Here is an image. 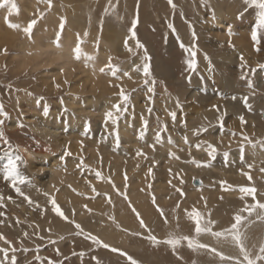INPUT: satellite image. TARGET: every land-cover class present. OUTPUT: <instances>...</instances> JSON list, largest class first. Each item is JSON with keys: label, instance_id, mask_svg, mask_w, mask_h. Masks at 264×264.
Masks as SVG:
<instances>
[{"label": "rangeland", "instance_id": "1", "mask_svg": "<svg viewBox=\"0 0 264 264\" xmlns=\"http://www.w3.org/2000/svg\"><path fill=\"white\" fill-rule=\"evenodd\" d=\"M146 1L148 2V0ZM200 1H199L201 6L200 9L202 11V14L204 13L203 14L204 16L206 15L213 17L214 15V17H217V14L219 13L213 9V6L208 4L207 0H200ZM224 1L225 4H229L230 2H233L232 0H224ZM237 1L239 2V4L235 6L234 12L235 11L236 12L234 13L232 19H229L233 27V28L231 27L230 29L231 34H229V32L222 33L219 36L226 35V37L224 38L217 37V35L215 34L213 21L206 20L203 17L202 18L199 17L200 21L198 22L200 24L196 28L198 33H196L195 41H193L192 34L190 36H182L176 30L174 19L176 18V14L178 12L174 11L173 13L170 11V8H172V6L168 3V0H150L149 8L147 7L148 5L145 3L146 9L144 11V17L142 20L138 16H140V9L142 7L143 0L142 1L134 0V5L132 6L129 5L128 2L125 3L123 0H72L71 3H66L67 1L65 0H52L51 8H49L48 5L45 7H41L39 4H37L33 12L28 13V15H26V13L23 14L22 13L23 10H21L22 3L25 1L13 0V2L16 3L17 5V11L14 13H9L8 6L0 7V10L2 8L3 9L5 8L6 11L4 12L5 13L4 16L5 17L8 16L10 23H12L14 20H19V19L21 23V25L19 23V25L21 26L20 29H15V28L10 29L11 27L10 28L7 27L8 23H6L5 21H2L1 23L0 20V27L7 25L6 27H1V29L3 31L6 28L10 30L9 32L6 30L7 32L4 33L7 34H5L3 37L2 36L0 37L1 38L0 46L3 45L0 47V104L3 105L5 112L8 113L7 117H3L4 124L2 127H0V131H3L4 136L8 140V143H4L3 140L0 139V167H2L3 164L7 162V153L9 150V145H11L14 154L21 155V153H23L22 150L23 147L28 149L32 154L31 157H27L30 158L31 160L24 159L25 163L19 165L21 173L27 176L31 180V184L26 183L24 185H20V188L24 192V194L30 197L31 203L28 200H25L23 196H20L12 187L11 181L5 180L3 178L2 172H0V197H2V200H0V213H3V215L0 216V234H3L6 240L11 242L12 248L16 249L15 251L16 253L14 254L17 257V264H37V263L49 264V261H52L53 264H80V263L97 264V260H99L100 264L101 262L103 264H111L108 261V257L105 258L106 254L103 252L107 250V248L104 249V247L101 244H95L92 242L91 239L90 240L87 239V241L84 240V242L81 245L78 244L75 246V241H74L75 238H80V240H83V237H88V234H91L89 229L86 228V224L88 220H90L91 218V212L87 211L85 212L84 215L78 216V214L75 213L76 210L74 209V207L71 208L69 207L71 206L70 202H68L69 204L68 205L66 204L67 201H61L57 199L56 194L47 193L45 189L46 184H44V178H45L44 174L35 171L39 158L46 161L49 159L50 156L53 157V155L59 154L61 157H63V159H61L60 157V162L65 166V169H68L67 168L68 163L72 164V166L69 168V171L71 172L72 176L81 177V179H85V181L88 183H90L92 179L95 183L97 182L100 183L102 182V180L105 182L111 181L109 182L111 183L109 189L108 186H106L105 191H102V189L100 188H96V195L103 193L110 194V192L114 191L115 195L119 197L123 201V203H125L126 208L129 211H131V213L134 214V216H136V219H137L136 213H139L140 218H142L144 221L145 218L140 214L141 212H138L139 208L136 205H133V203L129 199L128 186L130 185L127 184L128 187L127 189V187H125V182H124L123 188L122 189L118 188V186L114 181L113 174L110 173L112 171L111 170L112 160H113L112 157L115 156L121 157L122 159L120 160L121 161L120 164L122 165V168L120 170L122 171L121 175H123V177H125V174L127 175V177L129 176L128 171L126 169L127 166H129L130 168L135 170L134 173L143 171L141 173L145 174L146 177L150 178L149 180L146 181L148 183V187L149 185H151V189H149L148 195L149 192L151 191L152 192L151 195L146 196L144 198L146 199V201H150L152 203L153 196L155 197L156 200L157 195L155 193H158L159 197L161 196L160 192L155 191L154 186H156V184L159 183L161 179H163L162 183L165 185L163 186V188L165 189L162 191V193L165 192L167 194H170L171 197L168 200L169 203L167 202L165 203V205H163L162 203H158L156 200L157 203L156 208L162 209L165 215L167 214L166 217L165 215L161 216V214L157 210L158 215L162 218V220L163 221L167 220L169 216L170 217L173 216V218L174 217L176 218V216L178 215L180 219H178V217L175 219L173 223L174 228L171 229L173 231H178L177 233L178 235H189V236H194L196 240L201 239L200 241L198 240L200 244H206L207 246L210 245V247L212 244L216 245L215 243L212 242V240H215V238H213V236L210 233H206L207 236L206 234L201 233L197 237L195 234V223H193L192 227L189 228L190 230L189 231L185 227L183 229L182 223L180 222L181 220H184V217L186 218V216L185 214L183 215L182 211L181 213L178 211L177 204H180V201H182L183 198L186 197L185 188L194 187L195 185L199 186L202 184H205V186L209 188H211V186L212 188H214L216 185H219L220 187L221 186L220 182L225 181L226 183L224 185V188H226V186L228 187V185H231V187H234L236 189L240 188L241 186L255 187L257 190V195H256L257 200L264 202V198L262 200V197H264L263 196L264 172L261 171V168H264V162L263 161L257 162L255 160H251V159L249 160L246 158L247 144H245V152H244V158L246 159L243 158V160H241V155L238 149V144L242 140L241 134L247 135L249 139H251L254 142L264 141V132L262 133V131H260V135L257 134L255 132L256 128H253V124H251L252 122L248 120L249 118L245 116V112L247 114L251 113L252 108L254 110L257 107V110H259L260 108L264 107V70L257 68L256 72L254 73L251 72V68H255L257 64H264V31H258V36L261 42L260 44L255 45L254 47L255 42L252 41L251 39V32L253 29L256 28L257 9L255 8V6H249L245 3H242V0H237ZM187 2L188 4H191V2H198V0H187ZM54 3L56 4L58 3L59 5L58 10L61 13H64L65 9L71 8L72 6L71 4L76 5V7H78L79 9V11L76 12V14L79 15L76 16L75 18L76 20H80V23L85 25V30L88 32L87 38L90 37L91 39L94 40V42L97 37H99L101 41L102 33H103L102 23H104L108 18H110V16L113 21L112 22L113 24L117 25L119 29L123 28L124 30H126V34L130 40L132 39L131 36H129L128 29L131 27L132 19L137 18L138 23L141 24V26L140 24H137L136 26V37L139 40V42L144 45V49L147 50L148 55L151 57L150 60L151 73H152V77L156 81V84L154 86V92L152 93L148 92V87L151 86V83L145 85L143 83V80L145 78L143 77L141 72H137L134 70L137 65L142 66L143 63L142 56L144 53V49L135 48L136 42L132 40V43L130 42V47H132L133 50L136 52L135 56L131 55L127 50H121L120 47L121 46L124 47V43L121 42L120 44V39L114 36L115 34L112 32V30H107L108 31L107 34H109L108 37L109 40L115 42L116 44L115 46H117L116 54L115 53L114 54L118 59H114L113 63L119 64L120 69H123V67H128V65L132 63L133 60L136 61V63H133V66L130 67L131 69H133L130 71L133 74L129 72L130 75L132 76V77L130 76L131 77L130 79L128 78L129 79L128 81L130 83H127V81L122 78L111 79L110 80L111 82L114 81L112 82V84L114 85L113 88L116 87L117 90L114 91L110 89L106 91L107 94L105 96L104 101L107 99L108 101L114 102L113 104L119 101L118 94L120 91V87H122L125 90L126 94L129 95L127 111L124 112L123 115L119 117V119L117 120V125L113 126L110 120L107 122L105 121V115L109 110H111V108L109 109L107 107L109 110L107 108L101 111L98 110L99 100L95 99V97L93 96H90L91 95L90 91H86V88L88 87L86 86V82H85L86 78L84 75L80 77L78 70L75 69L72 72L71 76L73 77L67 79L69 83L65 84L64 81L66 80V78H61V77L54 78L52 82L44 81L43 75L41 74L43 72L41 70H43L44 68L39 70L37 69L35 71H30L28 68L21 69L17 65L14 54H17L18 50L16 51L15 49H17L18 46L16 48L14 44L15 43L21 44L22 42L24 44L30 45L33 41L32 40L33 37L29 38L22 31V28L25 27L30 20L36 19L37 23L34 25L32 29V33H35L37 28L44 22L49 11L53 10V7L55 5ZM109 3L115 5L119 9L118 11H116V9H112L111 10L112 13L114 11L118 16L124 18V20L120 21L118 16H114L113 14H111V12L105 14V8L109 5ZM173 3H176V1H173ZM175 9H178L177 6H175ZM245 9H247V11H245ZM40 13H43V15L41 16ZM20 15L22 17H20ZM24 17L27 19L24 20ZM61 17L65 18L66 21L65 15L60 16V18ZM60 18L55 27L56 28V31H54L55 33L60 30L59 28ZM188 18L192 19V17L189 14H188ZM209 21H210V24H208L209 30H206L205 27L207 26L205 25ZM185 22H189L190 24V22L192 21L188 20ZM66 24L67 21L65 22L64 28ZM169 24L173 25V28H169L168 27ZM12 30L15 31L12 32ZM142 30L145 31V33ZM3 31L1 32L3 33ZM92 31L94 33L93 36H92ZM172 31H174L176 35H174L175 37L173 36L172 38L169 39L167 34L169 35V33H171ZM17 32H20V34ZM54 32H51L50 36L53 35ZM146 33H148L149 35ZM239 33L241 36L242 34L247 36L249 42L252 43V47H253L252 49L255 50L254 54L260 57V58L257 57L258 60L254 59L251 62L246 61L248 65L247 69H242L240 67L241 64L240 57L241 55L245 57V54L241 49L239 53H236L237 55L231 54V52H234L233 49L240 47L236 43V41H238L236 37L239 35ZM9 37L12 39L9 40ZM243 38L245 37H242V39ZM3 39L7 41L5 42ZM181 43L184 45L183 48L181 47ZM185 48L193 49V51H195L196 53L195 71H191L188 69L187 60L191 59L192 57L190 52L185 51ZM256 48H259L260 50L257 51ZM5 49L7 50L6 52L4 51ZM244 51L246 52V50ZM205 56H207V59H205ZM233 57H234V61L232 60ZM209 59L212 61L214 60V64H215L214 67L215 73L213 72L212 74L209 73L206 68L207 67L206 64L209 61ZM226 59H229L231 63H228L229 61L228 62L225 61ZM219 70H221V73L219 72ZM246 71H247V77L245 79H241V76L244 75ZM189 76H190V80L188 79ZM78 77H80L79 80H77ZM226 78L229 79L226 80ZM248 80L252 81L253 87L251 89L248 87ZM79 82H81L80 84L84 83L83 89L80 85H78ZM56 84L60 85L59 89L56 87ZM117 85H119V87H117ZM231 87L234 88V90ZM85 95L90 96V99L86 100ZM245 96L248 97L247 106L245 104V101L243 100V97ZM41 97L43 98V100H40ZM69 97H72L74 100L79 102V104H77L78 107L77 106L74 107L79 108L81 114L77 115L75 112L71 110L69 105H67L66 101L67 100L69 101ZM233 97H235V99H233ZM38 100H40V103H37ZM177 101H179L180 107H177ZM233 102L235 103L238 102L239 104H241V106L242 105L244 106V107L242 106L243 112L241 114L237 113L238 117L235 114L236 112L234 113V110L236 109V105L233 104ZM228 103L229 105H227ZM205 104L208 106L207 109H203L204 106H206ZM44 105H47L49 109V114L47 116L43 115ZM213 105H216L217 108L220 110L217 111L215 108H213ZM93 106L95 107L93 108ZM163 107L169 108L168 109L169 112L167 114H163L164 113L162 110ZM149 109H151V111H149ZM171 112L176 113L175 120H173L172 117L169 115V113ZM202 113L204 115H202ZM218 113L219 115L226 113L223 116V128L220 127V123L217 119L219 115L217 117L215 116L216 119L215 118L212 119L211 120L212 122L208 120L206 121V119H208V117L206 116L212 114L216 115ZM127 114L128 117L126 118L125 115ZM200 115L204 116L205 119L204 121L199 119ZM263 115H264L263 111L261 113H258V117H256L257 124H264ZM241 116H243L245 121L243 125L241 124L240 121ZM77 117H80L82 120L86 121V125H84L83 129L77 130L75 132L74 135L76 136L77 140L76 139L74 140L73 138L72 139L70 138L73 136L72 133L74 132L73 131L69 132L68 130L69 128L67 126L69 121L74 122ZM45 119H48L49 121L59 120L58 123L59 124L61 123L63 129L62 134L58 136L59 138L57 137V135L56 137H49V136L46 137V134L44 133V129L40 128L41 123ZM100 120L103 121L104 126H101L99 124ZM144 120L148 121L146 128L143 124ZM12 121H14L16 124L10 126ZM197 123L198 125H195ZM205 123H207L208 125H205ZM21 124L23 125V127L20 126ZM97 126H99L100 128L97 129ZM122 126H124L126 129L122 130ZM202 127L206 128L207 131L210 129L211 133L213 131L214 132L219 131L220 133L223 132L224 134L226 133L225 134L226 138H224V140L222 141L223 143H225V145L222 144V146L220 145L218 146L217 144L219 150L217 152L216 158L212 161V164L210 166L212 167V165L215 164L214 165L216 166L215 168L210 169V167H203V166L198 167L196 164L192 163L193 160L206 161L208 157L204 151H200L201 154L196 155L195 152L192 153L189 152V150H185L186 153L185 152L181 153L180 150H184V149H179V148L174 149L175 148L174 146L173 148H168V149L162 148V140L164 139L169 140L167 138H171L172 140V137H174L176 133L182 134L184 139L185 137H187L188 142L193 141L195 146L196 144L200 143L201 140L208 141L204 137L207 131L206 132L198 131V129ZM113 128H115V131H113ZM124 131L127 132L125 133ZM150 131L154 133L153 136L155 137H156V133L158 131L160 132V136H161L160 143L154 141L156 139H153V136L149 135ZM117 133L119 136L118 146L116 144ZM232 133H236V135L233 136ZM141 136L143 138H141ZM53 138L58 140L55 141ZM228 138H230L232 141L230 139H229L230 142L227 141ZM60 140L61 143L63 142V144H61L62 146H60ZM151 140L154 142H152ZM230 143H231L230 155L228 162L225 163L222 152L226 149H229ZM72 144L75 145L74 150L70 149V146ZM259 145L260 144L257 143L256 147L264 151V149H262L261 146ZM107 151L110 152L111 154L108 155L109 153ZM137 151H141L144 155L137 156ZM170 151L175 155L170 156L169 155ZM232 151L238 153L239 162H237V164L233 163L234 161H230L232 160L230 159ZM65 152L69 154L65 155ZM112 154L115 156H112ZM108 156H110L112 160ZM96 157H98V159H96ZM130 157H135L136 161L133 163H129L130 160L128 158ZM176 157H179V159H176ZM93 158H95L96 161L93 160L92 162H90L91 159ZM103 159L105 160V162H108L107 173L104 172V170L102 169ZM69 160L71 161L68 162ZM81 160H83V164H81ZM245 160H247L246 163ZM96 162H99V165H97ZM243 163L245 164L243 165ZM77 165H81V166L77 167ZM114 165L115 168L119 167L118 163ZM222 165L227 167V169L231 167L230 170H234L236 168L238 173L240 174L247 172L249 176H251V181L249 180L248 176H244V175L240 176L242 180L235 179L234 182L230 181V179L228 178H225L227 177L225 175L224 177H222L219 169L217 168L218 166H222ZM248 165H254V166L252 168H249ZM192 167L194 168L193 170H191ZM149 168H152L151 175L148 174ZM96 172L101 173V178L99 179L97 178ZM209 173L211 174L209 175ZM260 174L262 175L259 176ZM208 176H211L209 180H206V182L203 181V179L204 180L205 178L207 179ZM260 177H262V179ZM257 178L258 180H256ZM169 181H171V183H169ZM181 181H183V183H181ZM113 185H115V188L113 187ZM56 188L57 190H59L61 188V185H58ZM176 188H180L185 195L181 196L178 192H176L175 190ZM125 192L128 197L127 200H125L123 195H121V193H125ZM46 193L47 195H45ZM204 194H201L200 192L201 195V196L199 195L200 199L201 197L204 196ZM242 196L243 194L241 193L240 197H238L236 201L239 206L237 205L232 207L233 214L235 213V210L238 212L241 208H243L245 204L254 203L252 198L248 196H244L242 200L241 199ZM9 197H11V199H9ZM53 198L56 200L57 204L61 207V210L64 212L65 216L68 217V220H64L52 210V204L50 203V200ZM148 198L149 200H147ZM129 201L133 205V207L131 206L132 208L129 206ZM64 202L66 203L64 204ZM194 205L195 204H191L188 208L192 209L193 207L196 208L198 206V205L195 206ZM227 205H228L227 207L230 208L231 205L230 204ZM133 208H135V212H133L132 210ZM211 208L212 207L203 208L202 206H199V208L197 207L196 209L199 211L201 210L200 212L205 220H208L209 218L211 220L216 221V219L212 216ZM173 209L175 210L173 211ZM190 209H188V211H191ZM167 210L168 213H166ZM175 211L177 212V214ZM170 212L172 215L170 214ZM105 213L110 214L109 210L107 209H105ZM241 214L245 216L248 215L247 213H241ZM110 217L114 218L113 214H110ZM59 219L62 222L64 221L65 225H68L65 226V228L67 229H65L64 227H60ZM177 220L178 223L181 224H177ZM72 221H75V223L80 224L83 231L80 232L79 229H76ZM112 221L115 223L114 219H112ZM230 222L233 223L234 219H232V221H229V224L227 223L226 225H224L223 229L230 227L231 225ZM144 223L147 227L142 228L139 221L138 228H135L134 230L133 229L128 230L131 236L132 237L141 236L142 239L143 240L145 239L146 243L149 242L153 248H157L161 245H165L163 243L153 244L147 237L149 234H151L156 236L159 240L163 241L164 239L167 238L168 234L166 233L167 235L165 234L161 235L160 233H158L155 230L156 227L154 225L155 222L151 223L150 226H148L149 224H147L145 221ZM215 225L217 224L212 225L213 231L216 230ZM94 228H96V226ZM150 228L152 229L154 228L153 231ZM171 229L168 231V233L172 231ZM244 229L245 227H242L241 230L244 231ZM57 231L59 233H57ZM78 232H80V234H77ZM25 233H27L26 236ZM52 233L53 234L57 233V234H55V236H52V238L49 239L47 235ZM133 233H139V235H133ZM98 234L101 235L100 233ZM94 235L99 238L98 235L96 234ZM36 236L40 239L36 240L37 238ZM210 236H212V240H210L211 242L210 241L207 242L210 239ZM61 237H63V239L65 238L64 239L65 244H67L69 241L73 243L70 246H66L67 250L65 253L64 252L58 253L57 250L48 251L45 248L47 245L52 244L51 243L52 241L63 240L61 239ZM30 239H33V241H31ZM99 239L102 240L101 238ZM2 241L5 243L4 240H1L0 248H2L1 247ZM262 241H264V234ZM21 244L27 245L29 247V250L36 252L35 256H31L30 258L29 257L27 258L26 255L24 254V251H21L23 247ZM178 247H183L187 249V251H189L190 256L188 254L186 255L187 257L185 256V259L187 261L189 260L188 262L186 261L187 264L201 263V261L198 259L199 257L197 258L198 259L197 261L195 259L196 257H194L193 255L197 249L189 248L187 241H181ZM211 249L214 248L212 247L209 250L207 249L208 253L206 252L205 256L203 255L204 254L203 253L200 258L207 259V261H208V257L210 258L209 260L215 259L212 260L215 262L210 264H214L218 260L219 263L220 261L223 262L220 259V257L217 255L214 258L213 255L216 253L212 252ZM49 252L51 253V255H49ZM81 253H83V255H81ZM41 254L44 255L45 257L41 256ZM101 254L103 257L101 256ZM210 254L213 255L211 256ZM37 255L39 259H37ZM223 255L225 256V254ZM239 255L240 254H238L237 252V254L231 255L229 257H235L236 259H239ZM77 256H79V258ZM104 259L107 261H104ZM134 259L137 260L138 262L141 261V263L139 262V264H147V263L171 264L163 260L155 261L156 259L155 260L151 259L150 261H142L139 258H134ZM152 260L155 262H152ZM180 261H181L180 259H174L172 263L180 264L181 263ZM226 262L227 264L228 262L230 264V261L226 260ZM114 264H118V261L115 260Z\"/></svg>", "mask_w": 264, "mask_h": 264}, {"label": "bare ground", "instance_id": "2", "mask_svg": "<svg viewBox=\"0 0 264 264\" xmlns=\"http://www.w3.org/2000/svg\"><path fill=\"white\" fill-rule=\"evenodd\" d=\"M21 1H25V2L22 3V9L21 10H23L22 13L23 14L26 13V15H28V13H32L37 4H39L41 7H45V6L48 5L47 3H45V0H21ZM65 1H67L66 3H71L72 0H65ZM123 1L125 3L128 2V4L131 5V6L134 5V0H123ZM173 1H176V3H174V5L177 6L178 9H175V7L174 8L172 7V8H170V11L173 12V13H174V11L178 12L176 14V18L174 19V23H175L176 30L179 32L180 35H182V36H190L193 31H195V33H198L196 28L200 24L198 22V21H200L199 17H201V18L203 17L206 20L213 21L215 34L217 35V37H223V38L226 37V35L225 36H219V35L222 34V33H227L231 29L232 24H231V21H229V19H232L234 13L236 12V11L234 12L235 6H237L239 4V2L237 0H232L233 2H230L229 4H225L224 0H207L208 4L213 6V9L219 13V14H217V17H215L213 19V17H211V16H206V15L204 16L203 15L204 13L202 14V11L200 9V7H201L200 6V2H201L200 0H198V2H191V4H188L187 0L186 1L185 0H173ZM145 3L148 5L147 7L149 8L150 0H148V2L146 0H143V2H142V7L140 9V16H138V17H140L141 20L144 17V11L146 9V4ZM242 3H245V1L242 0ZM54 4L55 5L53 7V10L49 11V13L46 16L44 22L37 28L35 33H32L33 34L31 36V38L33 37L32 43L30 45L29 44L28 45L24 44L22 42H21V44L20 43H18V44L15 43L14 44V46H16V48L18 46V48L15 49L16 51L18 50V52H17V54H14L16 62H17V65L21 69L22 68H28L30 71H35L37 69L39 70V69H43L44 68L43 70H41V71H43L41 74L43 75V79L46 82H52L53 79L57 78V77L66 78V80L70 79V77L71 78L73 77V76H71L72 72L76 69V70H78L80 77L82 75H84L85 78H86L85 82H86V86H88L86 88V91H90V94H91L90 96H93V97H95V99L99 100V103L97 102L99 104L98 105V110L101 111V110L106 109L107 107L110 109L114 102L108 101L107 99L104 101V99H105V96L107 94L106 91H108L110 89L114 90V91L117 90L116 87L113 88L114 85L112 84V82H114V81H112V82L110 81L111 79H116V78L112 77L110 74H102V73H100L99 72V68L103 67L107 63V59H108L109 55H111L112 57L116 58L115 54H116L117 46H115L116 45L115 42H113L112 40H109V38H108L109 34H107L108 33L107 30H112V32L115 34L114 36L116 38L120 39V44H121V42L124 43V40H125L126 37L128 38V36L126 34V30H124L123 28L119 29L117 25L112 23L113 21L111 19V16H110V18L107 17L108 19L104 23H102L103 33H102V38H101V41H100V46L98 48H94L93 47L94 40L91 39L90 37L87 38V37L83 36V33L86 31L85 30V25L80 23V20H76V18H75L76 16L79 15V14H76V12L79 11L78 7H76V5H74V4H71L72 5L71 8L65 9V12L61 13L58 10V6H59L58 3L57 4L54 3ZM139 6H141V5H139ZM191 6H192V8H191ZM114 9H116V11L119 10L117 7L114 8ZM132 9H134V8H132ZM5 11H6L5 8L4 9L2 8L0 10L1 23H2V21H5V16H4L5 15V13H4ZM110 12L114 16H118L114 11H113V13H112V11H110ZM188 14L192 17V19L188 18ZM201 14H202V16H201ZM62 15H65L67 24H66V26L64 28V31L62 32V35H61V38H60V40H61L60 46L57 47L56 44L54 43V41L56 40V36H55V32L54 31H56L55 27H56V25H57V23L59 21L60 16H62ZM20 17H22V16L20 15ZM118 18H119L120 21L124 20V18H121L120 16H118ZM26 19L27 18L24 17V20H26ZM187 19L191 20L194 23L190 22V24H189V22H185V21H188ZM19 20H14L12 23L19 24L20 23ZM210 21L207 22L206 25H205V26H207V27H205L206 30H209L208 24H210ZM138 24H140V23H138ZM20 25H21V23H20ZM189 25H191V28L189 27ZM6 26H1V27H6ZM140 26H141V24H140ZM1 27H0V37L1 36L3 37L5 34H7V33H4V32H7V31L9 32L10 30H8V28H6L3 31L1 29ZM7 27H9V26H7ZM10 29H12V28H10ZM1 31H3V33ZM14 31L12 30V32H14ZM20 32H17V33L20 34ZM51 32H54V33H53V35L50 36ZM143 32L145 33V31H143ZM146 34H148V33H146ZM8 35H10V34H8ZM77 35H80L81 38L86 41V43L82 45L83 50L86 53H89V54H92V55L96 56V61H95L94 66L93 65H89V66L86 67L83 58H81V60H79V61L74 60L72 58L71 49L74 47V41H75V38L77 37ZM93 35H94V33L92 31V36ZM174 35H176V33L174 31L169 33V35L167 34L169 39L172 38ZM242 37H245V38L242 39ZM10 39H12V38L9 37V40ZM25 39H26V36H25ZM236 39L238 40V41H236V43L240 47L233 49L234 52H231L232 55L233 54L237 55L236 53H239L240 49H241L244 52V54H245V57H244L245 61L251 62L254 59L258 60L257 57H259V56H256V54H254L255 50L252 49L253 48L252 47V43L249 42V40L247 39L246 35L242 34V36H241L240 33H239V35L236 37ZM129 41L132 43V40L129 39ZM25 43H27V42H25ZM168 43H170V42H168ZM1 46H3V45H1ZM120 49L121 50H126L125 47H122V46L120 47ZM243 49L246 50V52ZM232 60L234 61V57H233ZM225 61H227V62L229 61L228 63H231V61L229 59H226ZM209 62H211V70H209ZM133 63H136V61L133 60V62L130 63L128 65V67H123V69H121V71L118 73L119 77L122 78V79H125L127 81V83H130L128 81L129 79H128V77H125L123 75V73L124 72H128L129 73L131 70H133V69L130 68V67L133 66ZM206 65H207V67H206L207 71L209 73H211V74L213 72L215 73V71H214V67H215L214 60L212 61V60L209 59V61L207 62ZM62 69H63V74L61 72ZM94 69H95V71H94ZM219 72L221 73V70H219ZM130 73H129V76H131ZM131 74H133V73H131ZM134 75H135V73H134ZM138 75H139V73H138ZM80 77H78L77 80H79ZM227 79H229V78H226V80ZM80 83L81 82H79L78 85H80L82 87V89H83L84 88V86H83L84 83H82V84H80ZM110 85H112V86H110ZM237 88H239V87H237ZM232 89L234 90V88H232ZM81 91H83V90H81ZM212 94H210V95H212ZM217 94H218V92H217ZM90 96L85 95V99L86 100L90 99ZM205 99H206V97H205ZM66 102H67V105H69V107L71 108V110L73 112H75L77 115L81 114L80 109L74 107V106H77V104H79V102L74 100L72 97H69V101L67 100ZM97 103H95V104H97ZM213 103H214V101H213ZM233 104L236 105V109L237 110L235 109L234 113L236 112L235 114L238 117L237 113L241 114L243 112L242 108L244 106L242 105L243 106L242 107L241 104H239L238 102L237 103L233 102ZM227 105H229V103ZM94 107L95 106H93V108ZM207 107L208 106L206 105V106H204L203 109H207ZM261 107H263V106H261ZM96 109H97V106H96ZM168 109L169 108H167V107H163L162 108V110L164 112L163 114H167L169 112ZM262 111L264 112V107L260 108L259 110H257V107L254 110L252 108L251 113H249V114H247L245 112V116L247 118H249L248 120H250L252 122L251 124H253V128H256L255 132L257 134H259V135H260V131H262V133L264 132V124H257L256 123V120H257L256 117H258V113H261ZM252 112H254V113H252ZM205 114H207V113H205ZM202 115H204V114L202 113ZM202 115L199 116V119L204 121L205 119H204V116H202ZM218 115H219V113L216 114V115L212 114V115L206 116V117H208V119H206V121L208 120V121L212 122L211 120L214 119V118L216 119V117ZM125 117L127 118L128 114L125 115ZM234 117H236V116H234ZM196 120H195V122H196ZM58 121L57 120L49 121L48 119L43 120V122L41 123L40 128L44 129V133L46 134V137L47 136L56 137V135L58 137L59 135L62 134L63 129H62L61 123L59 124ZM137 121H139V120H137ZM38 122H40V121H38ZM195 122H193V123H195ZM14 124H16V123L14 121H12L11 125L10 124L9 125L13 126ZM99 124L101 126H104L102 120H100ZM84 125H86V121L82 120L80 117H77L74 122L73 121H69L68 126H67L69 128L68 130H69V132H72V131L74 132V133H72L73 136L70 137V138L71 139L73 138L74 140L75 139L77 140V138H76V136L74 134H75V132L77 130L83 129ZM195 125H198V123L195 124ZM205 125H208V124L205 123ZM14 127H16V126H14ZM98 128H100V127L97 126V129ZM123 129H126V128L124 126H122V130ZM124 132L126 133L127 131H124ZM153 134L154 133H152L151 131L149 132V135L153 136ZM225 134L223 132L220 133L219 131H216V132L213 131L211 133L210 129H209L206 132V134L205 135L203 134V135L209 142H212L214 144H218V146H219L220 144L218 142L219 141H223L224 138H226ZM70 136H71V134H70ZM53 139L55 141L58 140V139H55V138H53ZM153 139H155V136H153ZM167 139H169V138H167ZM229 139L230 138H228L227 141H229ZM55 141H53V142H55ZM62 141H63V139H62ZM154 141H156V140H154ZM154 141H152V142H154ZM61 144H63V142L61 143V140H60V146H62ZM223 144L225 145V143H223ZM173 146L175 147L174 149H176V148L184 149V150H180L181 153H184V152L186 153L185 150H189V152H192V153L195 152V154L198 155V154H201L200 151H203V148L197 149L196 146L194 145L193 141H191V142L187 141V143H185V139L183 138L182 134H180V133L179 134L176 133V135L174 137H172V143L171 144L168 143V140H166V139L162 140V148H167L168 149V148H173ZM65 149H66V147H65ZM70 149L74 150L75 149V145L72 144L70 146ZM191 149H193V150H191ZM246 149H247V154H246V158L247 159L255 160L257 162H261V161L264 162V153H263L264 151L263 150H261V149H259L257 147L253 148V147H251L249 145L246 146ZM22 150H23V153H21L22 157H24V159L29 160L30 158H27V157H31V155H32L31 152L28 149L24 148V147H23ZM108 153H109L108 155L111 154L110 152H108ZM131 155H133V154H131ZM47 156H49V155H47ZM112 156H115V155L112 154ZM50 157L46 161H44L43 159L39 158L38 159V164L36 165V168H35L36 172L44 174L45 178L44 177H41V178H44V184H46L45 189H46L47 193L48 194H56L57 199H59L61 201H67V203L64 202V204L65 203L68 204V202H70L71 206H69V207L70 208L74 207V209L76 210L75 213L78 214V216L84 215L85 212H87V211H89V209H91V211H89V212H91V218H90V220H88L87 224H86V221H85L86 228L89 229L91 235H94V234L98 235L99 238H101L104 243H107L110 246L109 248H107L108 251L107 250L103 251L106 254L105 258L108 257V261L110 263L114 264V261L117 260L118 264H130V262L127 260V258L124 255H121V252H124V253H127V255H130L133 258H139L142 261H150L151 259H154V260L156 259L155 261L163 260L165 262L174 264V263H172V261L174 259H180L181 260L180 264H187V262L189 260L187 261L185 259V256L187 254L190 256L189 251H187V249L177 246L175 251H173L172 247H170L169 245H166V244L165 245H161V246H159L157 248H153L151 246V244L149 242L146 243V240L145 239L143 240L141 236L140 237H137V236L136 237H132L131 236V234L128 232V230H132V229L134 230L135 228H138L139 221L136 219V216H134V214H132L131 211H129L126 208L125 203H123V201L119 197H117L115 195L114 191L110 192V194L108 193L107 197L104 195V193L96 195V193L92 192V188H95V189L96 188H100V189H102V191H105L106 190V186H108V189H109V186H110L111 183L105 182L103 180L100 183H98V182L95 183L93 181V179H92V181L90 183H88V182L85 181V179H81V177L72 176L71 172L69 171V168L72 166V164L68 163V166H67L68 169H65V166L60 162V157L61 156L59 154L58 155L57 154L53 155V157H51V158ZM108 157L110 158V156H108ZM230 157H231L230 159H232L230 161H234L233 163L237 164V162H239L238 161V153L232 151ZM112 158H113V160L110 158L112 160V167H111L112 171L110 173L113 174L114 181H115L116 185L118 186V188L122 189L123 185H124V182H125V179H124L123 175H121L122 171L120 170L122 168V165L120 164V162H121L120 160L122 158L121 157H117V156L112 157ZM246 158H244V159H246ZM96 159H98V157H96ZM96 159L93 158V159H91L90 162H92L93 160L96 161ZM128 159L130 160L129 163H133V162L136 161L135 157H130ZM70 161L71 160H69L68 162H70ZM100 162H102V161H100ZM246 162H247V160H245V163ZM96 163H97V165H99V162H96ZM116 163L119 164L118 168H115L114 164H116ZM245 163H243V165ZM107 165H108V162H105V160L103 159L102 169L106 173H107V168H108ZM214 165H212V167H210V169L215 168L216 166H214ZM237 166H239V165H237ZM217 168L219 169L222 177H224V175H225V176H227L225 178L230 179V181H232V182H234L235 179L242 180V178L240 176L244 175L242 172H241L242 174L238 173L237 169L236 168L234 169V166H233L234 170H230L231 167L227 169V167H225L224 165L218 166ZM126 169L128 171V175H129L128 179H127V182H128L127 184L130 185V186H128L129 187L128 195H129L130 201L133 203V205H136L139 208L138 212H141L140 214L145 218L144 221L147 224H149L148 226H150L151 223L155 222V224H154L156 226L155 230L158 233H160L161 235H164V234L167 235L168 231L171 228H174L173 227L174 226L173 223H174L175 219L177 217H178V219H180V217L178 215L176 216V218L175 217L173 218V216L172 217L169 216L167 218V223L164 222L165 220L163 221L162 218L158 215V211L159 210L156 208V204L157 203L154 204L153 202L151 203L150 201H146V199H144L146 196H149L148 195L149 187H148V183L146 181L149 180L150 178L146 177L145 174L141 173L143 171H139L137 173L135 172L136 173L135 174L134 173L135 170L130 168L129 166H127ZM193 169L194 168L192 167L191 170H193ZM211 173H209V175ZM130 174H131V176H130ZM158 174H159V172H158ZM162 174H164V173H162ZM261 175L262 174H260L259 176H261ZM191 177H193V176H191ZM210 177L211 176H208L207 179L205 178V180L203 179V181L206 182V180H209ZM215 177H216V175H215ZM262 177H260V178L262 179ZM38 179H40V178H38ZM162 180L163 179H161V181H159V183L155 182L157 184L154 187H155V191L156 192H160L161 193L160 197L158 196L159 195L158 193H155L157 195V199H156L157 202L158 203H162L163 205H165V203H167L168 200L170 199L171 195L167 194L165 192L162 193V191L165 189V188H163V186H165V185L162 183ZM256 180H258V178ZM41 181H42V179H41ZM253 183H254V181H253ZM58 185H61V188L59 190H57V188H56ZM69 186H71V187H69ZM128 187H127V189H128ZM226 188H227V186H226ZM73 189H75V191H73ZM185 191H186V197L183 198L182 201H180L179 207H177L178 211L180 213L182 211L183 215L185 214V216H186V218L184 217V220L180 221L182 223L183 229L185 227L186 229L189 230V228H191L193 223H194L193 221H191L188 218V216L186 214L188 209H190L188 207L191 204L198 205L197 206L198 208H199V206H202L203 208L212 207L211 208L212 216L217 221L216 222L217 225H215V229H216L215 231L222 230L224 225H226L227 223L229 224V221H232V219L234 217V214L237 213L236 210H235L234 214L232 213L233 212L232 207L238 205V203L236 201H237L238 197H240V195H241V192L239 191V188L236 189L234 187H231L230 190L225 191V190H223V188L221 186L219 187V185H216L214 188H212V186H211V188H209V187L205 186V184H202V185H199V186L195 185L194 187L185 188ZM200 192H201V194L205 193L204 196H203V199H200V197H199ZM207 194H208V196H207ZM221 197H222V199H221ZM109 198L111 199V203L108 202ZM149 198L147 200H149ZM263 198L264 197H262V200H263ZM238 201H240V200H238ZM85 203L87 204V208L84 207L86 205ZM175 203H176V201H175ZM227 204L231 205L230 206L231 209L227 207L228 206ZM133 205L131 204L132 207H133ZM160 207H162V206H160ZM105 209L109 210L110 214H113L115 223L112 221V219H110V214L105 213ZM174 210L175 209H173V211ZM205 210H207V209H205ZM171 212H172V210H171ZM171 212H170V214H171ZM159 213H160V211H159ZM166 213H168V210H167ZM176 214H177V212H176ZM173 215H174V213H173ZM166 216H167V214L165 215V217ZM250 219L253 222L250 223L251 225H249V224L247 225V227L244 229V232L246 233V235L248 237V239L246 241L247 247L251 250L252 254L254 255L259 250V245H260L261 241L263 240L264 222H260V221L256 220L255 215H253ZM50 223H51V220H50ZM59 223H60V227H64L65 228V226H68V225H65L64 221L62 222L60 219H59ZM181 223H178V220H177V224H181ZM54 224H53V226H54ZM95 226H96V228H94ZM65 229H67V228H65ZM150 229L153 231L154 228L153 229L150 228ZM179 231H181V230H179ZM57 233H59V232L57 231ZM57 233L49 234V235H47V237L49 239H51L52 236H55V234H57ZM98 233H100L101 235H99ZM177 233H178V231H177ZM204 234H206V233H204ZM202 236H204V235H202ZM206 236H207V234H206ZM31 238H32V236H31ZM205 238H208V237H205ZM33 239H30V240L33 241ZM37 239H40V238L37 237L36 240ZM49 239H47V240H49ZM64 239L61 240V241L60 240H58V241L55 240V243L51 242L52 244L47 245L45 248L48 251L49 250L50 251L51 250H54V251L57 250L58 253H60V252L61 253H63V252L65 253L66 250H67L66 246H70L73 243L71 241H69L67 244H65L64 243ZM87 239H88L87 237H83V240H80V238H75L74 239L75 246L78 245V244L81 245L84 242V240L87 241ZM198 240L200 241L201 239H198ZM210 240H212V236H210V239L207 242H209ZM38 241H40V240H38ZM202 241H204V240H202ZM22 242H24V241H22ZM212 242L215 243L216 245L212 244L211 247H210V245L208 244L209 246L206 249H204L205 252H204L203 249H197V250L195 249L196 252L193 255H194V257H196L195 259L197 261H198V259L201 261L200 264H208V263L210 264V263L215 262V261H212V260H215V259L209 260L210 258L208 256H207L208 257V261H207V259H201L200 258L203 253H204L203 255L205 256L206 252L212 247L216 250L214 253H216V252L223 253V254H225L226 257H229L231 255H235V254H237V252H238V254H240L238 247H236L230 240H225L223 238H221L220 240H217L215 238V240H212ZM39 243H41V242H39ZM1 244H2V246H1L2 248H8L9 249L8 257H9V262H10L11 256L13 254L12 251H11L12 246L9 245L8 243H4L3 241L1 242ZM22 246H21L22 247L21 251H24V254L26 255L27 258L28 257L30 258L31 256H35L36 252L29 250V247L27 245H22ZM113 248L119 249L120 251L114 252V251H112ZM25 249H27V251H25ZM20 253H18V254H20ZM22 254H23V252H22ZM49 255H51L50 252H49ZM107 255H109V256H107ZM41 256H44V255L41 254ZM101 256H102V254H101ZM213 256L215 258L216 254H214ZM37 257H38V255H37ZM77 257L79 258V256H77ZM2 258H3V254L0 253V259H2ZM239 259L243 260V257L241 255H239ZM76 261H78V260H76ZM104 261H107V260L104 259ZM155 261L152 260V262H155ZM139 262L141 263V261H139ZM216 263H214V264H216ZM225 263L227 264L226 260H224L223 262L220 261V263L218 262L217 264H225ZM101 264H103V263L101 262ZM152 264H154V263H152ZM228 264H229V262H228ZM230 264H232V262H230ZM257 264H264V262L258 261Z\"/></svg>", "mask_w": 264, "mask_h": 264}, {"label": "snow or ice", "instance_id": "3", "mask_svg": "<svg viewBox=\"0 0 264 264\" xmlns=\"http://www.w3.org/2000/svg\"><path fill=\"white\" fill-rule=\"evenodd\" d=\"M45 3H47L48 7L51 8L52 0H45ZM168 3L173 8L175 7L173 0H168ZM245 4H247L249 6H255V8L257 9V12H256V28L253 29L251 32V39H252V41L255 42L254 43V47H255V45H258L261 42L260 38L258 36V31H264V0H245ZM4 6H8L9 13H14L17 11V5H16V3L13 2V0H0V7H4ZM115 7H116L115 5L109 3V5L105 8V14L110 12ZM245 11H247V9H245ZM40 15L42 16L43 13H40ZM214 18L215 17L213 15V19ZM5 22L8 23V26L11 28L20 29V27H21L19 24L10 23L8 16L5 17ZM65 22H66L65 18L61 17L60 23H59L60 30L55 33L56 40L54 41V43L56 44L57 47H59L60 43H61L60 38L62 35V31L64 29ZM36 23H37L36 19H32L27 23V25L25 27L22 28V31L29 38H31L32 29ZM137 24H138V19L133 18L131 21V27L128 29V32H129V35L131 36V39L136 42L135 48L144 49V45L141 44L136 37V26H137ZM168 27L173 28V25L169 24ZM189 27L191 28V25H189ZM229 34H231L230 30H229ZM83 36L87 37L88 32L85 31L83 33ZM192 37H193V41H195V39H196L195 31L192 32ZM85 43H86V41L84 39H82L80 35H77V37L75 38V41H74V47L71 49V56L74 60H77V61H79V60H81V58H83L86 67L89 65L94 66L95 61H96V56L89 54V53H86L83 50L82 45ZM99 46H100V38L97 37L94 44H93V47L98 48ZM124 47L131 55H133V56L136 55V52L133 50L132 47H130V41L128 38H125V40H124ZM181 47L182 48L184 47V45L182 43H181ZM256 50L259 51L260 49L256 48ZM4 51L6 52L7 50L5 49ZM185 51L190 52L191 57H192L191 59L187 60L188 69L191 71H195L196 70V59H195L196 53H195V51H193V49H190V48H185ZM114 59H118V58H114L111 55H109L108 59H107V63L103 67L99 68V72L102 74H110L112 77H114L116 79H120L118 73L121 71V69L119 67V64L113 63ZM205 59H207V56H205ZM150 60H151V57L148 55L147 50L144 49V53L142 56V61H143L142 66L137 65L134 70L137 72H141V74L145 78L143 80V83L145 85H148L149 83H151V86L148 87V92L152 93V92H154V86L156 84V81L152 77ZM240 61H241L240 67L242 69H247L248 68L247 62L245 61V58L242 55L240 57ZM257 68L264 70V64H257L255 68H251V72H253V73L256 72ZM209 70H211V62H209ZM94 71H95V69H94ZM61 72L63 74V69L61 70ZM123 75L125 77H128L129 79L131 78L129 76L128 72H124ZM246 77H247V71L244 73V75L241 76V79H245ZM188 79L190 80V76ZM64 83L68 84L69 81L65 80ZM56 87L59 89L60 85L56 84ZM117 87H119V85H117ZM248 87L250 89L253 87L251 80H248ZM28 94H31V93H28ZM118 95H119V101L117 103L113 104L111 106V110H109L105 115V121L107 122L110 120L113 126L117 125V120L119 119V117L121 115H123L124 112L127 111V104H128V100H129V95L126 94L125 90L122 87H120V91H119ZM233 99H235V97H233ZM247 99H248L247 96L243 97V100L245 101L246 106H247ZM40 100H43V98L41 97ZM40 100H38L37 103H40ZM177 107H180L179 101H177ZM213 108H215L217 111H219V109L217 108L216 105H213ZM149 111H151V109H149ZM48 114H49L48 106L44 105L43 115L47 116ZM225 114L226 113H223L217 118L219 123H220L221 128H223V116ZM7 115H8V113L5 112L3 105L0 104V127H2L4 124L3 117H7ZM169 115L172 117L173 120H175V118H176L175 112H171V113H169ZM240 121H241L242 125L245 123L243 116L240 117ZM143 124L146 128L148 121L144 120ZM20 126L23 127L22 124ZM113 131H115V128H113ZM198 131L199 132H206L207 129L202 127L200 129H198ZM232 135L235 136L236 133H232ZM241 135H242V140L238 144V149H239V152L241 155V160H243V158H244L245 144L255 148L256 144L259 143L261 148L264 149V141L254 142L251 139H249V137L247 135H244V134H241ZM141 138H143V137L141 136ZM0 139H2L4 143H8V140L4 136L3 131H0ZM155 139H156L157 143L161 142V136H160L159 131L156 133ZM168 143H170V144L172 143L171 138H169ZM185 143H187V137H185ZM218 143L221 146L223 144L222 141H219ZM116 144H117V146L119 145L118 133H117ZM230 147H231V143L229 144V149H226L222 152L225 163H227L228 159H229ZM196 148L197 149L203 148V151L207 153L208 159L206 161L193 160L192 163L196 164L198 167L199 166L210 167L212 164V161L216 158L217 152L219 150L217 147V144H214V143L209 142V141H201L200 143L196 144ZM68 154L69 153L65 152V155H68ZM141 155H144V154L141 151H137V156H141ZM169 155L174 156L175 154L170 151ZM61 159H63V157H61ZM176 159H179V157H176ZM24 163H25L24 158L19 154H14L12 151L11 145H9V150L7 153V162L4 163L2 167H0V172H2L3 178L5 180L11 181L12 187L15 189V191L20 196H23L25 200H28L31 203L30 197L26 196L20 188V185H24L26 183L31 184V180L27 176L23 175L20 171L19 165H22ZM81 164H83V160H81ZM80 166L81 165H77V167H80ZM248 167L252 168L253 165H248ZM261 171L264 172V168H261ZM148 174L149 175L152 174V168L148 169ZM243 174L245 176H248L249 180H251V176H249V174L247 172H244ZM96 176L98 179L101 178V173L96 172ZM124 179H125V187H127L128 177L126 174H125ZM109 182H111V181H109ZM169 183H171V181H169ZM181 183H183V181H181ZM225 183H226L225 181L220 182L223 190H225V191L230 190L231 185H229L227 188H224ZM69 187H71V186H69ZM113 187L115 188V185H113ZM150 188H151V185H149V189ZM175 190L181 196L185 195L184 192L180 188H176ZM73 191H75V189H73ZM239 191L243 194V196L241 197L242 200H243L244 196H248V197L252 198L254 203L245 204L243 206V208H241L234 215V217H233L234 222L231 223L230 227H228V228H224L221 231H213L212 225L216 224V221L211 220V219L205 220L203 215L201 214V212L199 210H197L196 208H192L191 211H187L186 214H187L188 218L195 223V234H196V236H199L201 233H210L217 240H220L221 238H223L225 240H230L236 247H238L239 253L243 257V260H239V259H236L235 257H226L223 254L216 252V255L219 256L222 261L227 260V261L232 262V264H257L258 261L264 262V241H261V243L259 245V250L253 255L251 250L247 247V244H246L248 237H247L246 233L241 230L242 227L246 228L248 224L253 222L250 219V217H252L253 215H255L256 220H258L260 222H264V202L257 200V198H256L257 190L255 187L241 186L239 188ZM92 192L96 193V189L92 188ZM45 195H47V193ZM104 195L107 197V193H105ZM121 195H123L125 200L128 199L126 192L121 193ZM149 195H151V192H149ZM9 199H11V197H9ZM201 199H203V197H201ZM221 199H222V197H221ZM0 200H2V197H0ZM152 201L154 204L156 203L154 196L152 197ZM108 202L111 203L110 198L108 199ZM50 203L52 204V210L58 216H60L64 220H68V217L65 216L64 212L61 210V207L57 204V202L54 198L50 200ZM129 206L131 207L130 201H129ZM84 207L87 208V205H85ZM177 207H179V204H177ZM132 210H133V212H135V208H133ZM158 210L160 211L161 216L165 215V213L163 212L162 209H158ZM89 211H91V209H89ZM241 213H247L248 215L245 216V215H242ZM2 215H3V213H0V216H2ZM136 215H137V219L140 221L141 227L142 228L147 227L145 225L143 219L140 218L139 213H136ZM110 219H114V218L110 217ZM165 222L167 223V220H165ZM72 223L75 225L76 229L80 230V232L83 231L80 224L75 223V221H72ZM80 232H78L77 234H80ZM26 235H27V233H25V236ZM133 235H139V233H133ZM87 238L91 239L92 242L95 244H101L104 248L110 247L107 243H104L102 240H100L95 235L88 234ZM147 238L153 244L163 243V244L169 245L172 247L173 251H175V249L181 243V241H187L189 248L206 249L208 247L206 244H200L195 239L194 236L178 235L177 231H170L167 235V238L164 239L163 241L159 240L156 236L151 235V234H149ZM61 239H63V237H61ZM0 240H4L5 243H8L9 245H11V242L7 241L6 238L3 236V234H0ZM52 243H55V241H52ZM11 251H12L13 255L11 256V260L9 262V257H8L9 249L8 248H0V253L3 254V258L0 259V264H17V257L14 254L16 249L12 248ZM25 251H27V249H25ZM112 251L116 252V251H120V250L113 248ZM211 251L215 252L216 250L211 249ZM81 255H83V253H81ZM121 255L126 256L127 260L130 262V264H139V262L137 260H135L131 256H128L127 253L121 252ZM37 259H39V257H37ZM49 264H53V262L49 261ZM97 264H100L99 260H97Z\"/></svg>", "mask_w": 264, "mask_h": 264}, {"label": "crops", "instance_id": "4", "mask_svg": "<svg viewBox=\"0 0 264 264\" xmlns=\"http://www.w3.org/2000/svg\"><path fill=\"white\" fill-rule=\"evenodd\" d=\"M112 264V263H111Z\"/></svg>", "mask_w": 264, "mask_h": 264}]
</instances>
